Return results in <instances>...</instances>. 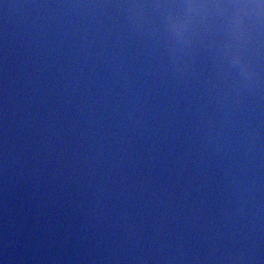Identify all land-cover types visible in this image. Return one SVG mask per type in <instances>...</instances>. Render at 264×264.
Here are the masks:
<instances>
[{"label": "clouds", "instance_id": "1", "mask_svg": "<svg viewBox=\"0 0 264 264\" xmlns=\"http://www.w3.org/2000/svg\"><path fill=\"white\" fill-rule=\"evenodd\" d=\"M0 264H264V0H0Z\"/></svg>", "mask_w": 264, "mask_h": 264}]
</instances>
